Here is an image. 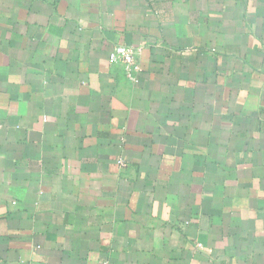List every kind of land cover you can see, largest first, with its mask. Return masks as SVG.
Instances as JSON below:
<instances>
[{"label": "crops", "instance_id": "0c3cea01", "mask_svg": "<svg viewBox=\"0 0 264 264\" xmlns=\"http://www.w3.org/2000/svg\"><path fill=\"white\" fill-rule=\"evenodd\" d=\"M0 264H264V0H0Z\"/></svg>", "mask_w": 264, "mask_h": 264}, {"label": "built area", "instance_id": "2783aa9c", "mask_svg": "<svg viewBox=\"0 0 264 264\" xmlns=\"http://www.w3.org/2000/svg\"><path fill=\"white\" fill-rule=\"evenodd\" d=\"M112 61H119L124 64L130 78L137 80V72L140 71V66L136 61V53L134 49L127 45H117L110 54Z\"/></svg>", "mask_w": 264, "mask_h": 264}]
</instances>
